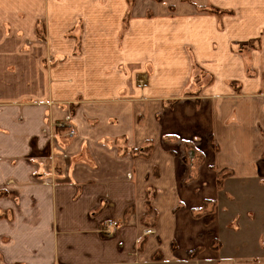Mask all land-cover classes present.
<instances>
[{
    "label": "crops",
    "instance_id": "obj_1",
    "mask_svg": "<svg viewBox=\"0 0 264 264\" xmlns=\"http://www.w3.org/2000/svg\"><path fill=\"white\" fill-rule=\"evenodd\" d=\"M245 185L264 0H0V264H238Z\"/></svg>",
    "mask_w": 264,
    "mask_h": 264
},
{
    "label": "rangeland",
    "instance_id": "obj_2",
    "mask_svg": "<svg viewBox=\"0 0 264 264\" xmlns=\"http://www.w3.org/2000/svg\"><path fill=\"white\" fill-rule=\"evenodd\" d=\"M43 29L39 31L44 34ZM234 193L239 195L231 206L233 213H237V219L228 229L233 234L227 235L229 240L225 239L224 234L221 235L226 241V247L228 245L227 248L231 249L233 242L239 244L235 252L229 251L227 255H235V258L240 259L238 264H249L245 263V260L253 259L257 260V264H264V189L245 185L244 188L234 190ZM249 209L255 210V213L246 217V211Z\"/></svg>",
    "mask_w": 264,
    "mask_h": 264
},
{
    "label": "built area",
    "instance_id": "obj_3",
    "mask_svg": "<svg viewBox=\"0 0 264 264\" xmlns=\"http://www.w3.org/2000/svg\"><path fill=\"white\" fill-rule=\"evenodd\" d=\"M68 121H65L63 124H59L58 127L63 128L66 127ZM69 136H73L74 132L73 131H69L68 132ZM114 229H115V224L112 221H108L105 222L104 224H102V226L99 229L100 234H102L105 237H110L113 233H114ZM152 234V230L151 229H146L143 231V236H148Z\"/></svg>",
    "mask_w": 264,
    "mask_h": 264
},
{
    "label": "trees",
    "instance_id": "obj_4",
    "mask_svg": "<svg viewBox=\"0 0 264 264\" xmlns=\"http://www.w3.org/2000/svg\"><path fill=\"white\" fill-rule=\"evenodd\" d=\"M144 151H147V149H144ZM138 152H143V150H141V151H138ZM145 207H146V214H149V213H151V208L149 207V203H148V200H146V202H145ZM204 221L206 222V223H208L209 222V220L206 218V219H204Z\"/></svg>",
    "mask_w": 264,
    "mask_h": 264
}]
</instances>
